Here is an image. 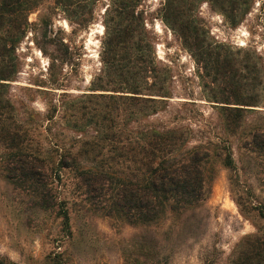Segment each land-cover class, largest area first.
<instances>
[{
  "label": "rangeland",
  "instance_id": "rangeland-1",
  "mask_svg": "<svg viewBox=\"0 0 264 264\" xmlns=\"http://www.w3.org/2000/svg\"><path fill=\"white\" fill-rule=\"evenodd\" d=\"M233 1L235 10L226 16L220 0H188L186 19L222 52L256 63V81L246 76L243 90L224 91L213 82L164 21L167 0H139L136 6L168 96H154L153 89L140 95L163 100L158 114L141 123L168 125L184 134L187 148L209 149L213 156L205 167V202L150 226H132L96 211L80 188L78 166H60L65 154L102 134L82 108L93 106L96 97L133 96L103 89L112 2L90 0L91 13L71 20L57 0H40L28 15L27 34L16 50L17 75L7 91L47 158L49 197L57 204L38 208L7 180L1 159L7 151L0 147V264H239L240 253L264 237V0ZM143 84L154 86L150 74ZM226 107L244 109L241 122L228 126ZM131 124L139 130L140 124ZM81 168L97 171L86 161Z\"/></svg>",
  "mask_w": 264,
  "mask_h": 264
},
{
  "label": "trees",
  "instance_id": "trees-1",
  "mask_svg": "<svg viewBox=\"0 0 264 264\" xmlns=\"http://www.w3.org/2000/svg\"><path fill=\"white\" fill-rule=\"evenodd\" d=\"M186 1L167 0L163 19L180 34L196 61L208 76H213V82L226 91L243 90L249 75H254L256 81V63L247 58L235 59L222 52L221 46L208 42L201 29L186 19ZM111 2L106 22L108 38L102 53L107 79L103 89L133 96L96 97L93 106L82 108L88 110L90 121L102 129V134L84 141L75 153L65 154L60 166H78L80 188H85L96 211L132 226H150L167 213L181 215L206 201L205 167L213 154L209 149L187 148L184 134L168 125L141 123V118L158 114L157 106L163 100L140 95L153 89L154 96L168 97L166 77L154 66L145 26L135 16L139 0ZM89 3L90 0H57L71 20L91 13ZM220 3L226 16L234 12L233 0ZM39 5L40 0H0V147L7 151L1 158L7 180L32 197L35 206L47 210L57 204L54 196L49 197L53 189L49 187L47 158L7 91L8 83L17 75L16 50L27 34L28 15ZM149 74L154 79L152 88L143 84ZM234 105L259 107L258 102ZM225 111L227 125L232 126L237 120L241 122L245 110L226 107ZM132 122L140 124L139 130L130 129ZM259 136L255 131L254 140ZM82 161L95 164L97 171L82 169ZM105 166L107 170H103ZM249 246L240 253L239 264H264V237H257Z\"/></svg>",
  "mask_w": 264,
  "mask_h": 264
}]
</instances>
